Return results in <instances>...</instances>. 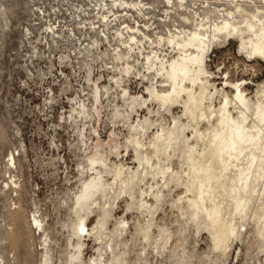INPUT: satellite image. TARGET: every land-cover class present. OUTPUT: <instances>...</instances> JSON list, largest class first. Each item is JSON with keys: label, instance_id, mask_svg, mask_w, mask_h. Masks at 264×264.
<instances>
[{"label": "rangeland", "instance_id": "obj_1", "mask_svg": "<svg viewBox=\"0 0 264 264\" xmlns=\"http://www.w3.org/2000/svg\"><path fill=\"white\" fill-rule=\"evenodd\" d=\"M71 1L77 5L65 11L67 17H55L57 25L47 17L54 7L65 10L68 4L64 0H0V260L5 264H43L45 249L40 247L47 236L50 264H112L114 260L118 264H264L261 179H250L244 190L239 186L241 207L231 217H226V212L233 207V195L220 189V216L235 231L220 248L214 247L216 224L207 213L209 209L197 208L198 201H177L185 192L174 172L166 177V183L149 174L140 179L143 169L128 143L129 124L145 128L141 141L155 163L150 141L161 126L173 127L176 120L185 123L186 117L180 106H175L172 114L163 109L157 113V105L149 103L153 111L142 107L128 120L122 118L124 104L114 88L113 72L103 61L111 65L116 60L107 43L99 39V29L83 27L88 22H104L100 19L106 10L101 8L103 0H98L101 4L96 13L75 12L79 2ZM144 1L154 6L158 15L153 19H158L163 2ZM260 1L249 0L248 7L262 6ZM192 2L199 5L206 0ZM83 3L80 5L85 7ZM34 7L44 8L46 16L38 17ZM113 9L123 16L112 23L133 24L125 9ZM131 11L128 13L134 14ZM52 23L57 30L50 33L46 26ZM115 23L109 26V34L116 44V34L111 33ZM154 24L163 28L158 20ZM93 38H98L96 46L84 49ZM238 46L239 40L230 37L210 48L206 63L211 82L219 90L224 87L225 94L232 97L234 88L224 86L225 81H243L245 94L255 99L264 80V60L247 56ZM127 77L132 95L149 96L145 92L148 82L140 84L132 75ZM222 102L223 95L215 92L214 106ZM205 127L204 122L201 128ZM187 134L191 136L189 129ZM168 153L171 168L180 170L186 154L180 148ZM118 164L138 169L140 176L127 194L116 196L109 184ZM255 170L252 176L256 178ZM230 178L228 175L227 188L232 184ZM156 183L160 186L158 199L147 194L150 185L156 190ZM94 198L99 204L88 212L86 234L81 235L73 229L77 211ZM143 200L151 204L150 212L140 207ZM204 203L207 208L213 206L207 200ZM33 216L40 219L43 230L36 228ZM94 226L101 233V242L87 234ZM163 243L165 247H160Z\"/></svg>", "mask_w": 264, "mask_h": 264}, {"label": "bare ground", "instance_id": "obj_2", "mask_svg": "<svg viewBox=\"0 0 264 264\" xmlns=\"http://www.w3.org/2000/svg\"><path fill=\"white\" fill-rule=\"evenodd\" d=\"M85 1H76L79 2V6L75 12L81 13L82 10L98 12L101 2L90 0V4L84 5ZM159 1L163 2L164 6L163 12L159 13L161 16L156 19L163 24L161 30L158 24H154L156 20L153 19L158 13L152 4L144 0H103L104 5L102 4L101 8L106 10L100 15V19L104 22L100 24L88 22V25L83 27L91 31L98 28L96 32L101 35L99 39L107 43L108 51L116 60V63L112 62L111 65L103 61L106 68L113 72L111 78L114 88L119 91V98L124 104L123 119L128 120L133 111L142 107L153 111L150 110L149 103L157 105V113H160V109L171 113L175 106L182 107V115L186 117V122L176 120L173 127L161 126V130L148 144L152 148L155 163L147 154L145 143L141 141V136L145 134L143 126L129 124L128 143L136 151V159L143 169L140 172L141 180L149 174L153 178L158 176L161 182L166 183V177H172L174 172L176 180L184 187L185 192L177 201L186 200L188 204H196L198 201L197 208L209 209L207 213L213 216L211 220L216 224L214 247L220 248L228 235L234 231L228 228L224 217L220 216L219 211L222 209L221 201H218V197L221 196L220 189L224 188L233 195V207L226 212V217H231L241 207L239 186L244 190L250 179L255 181L257 178L264 183V80L258 85L255 99L245 94L242 88L243 81H225L224 86H231L235 91L232 97H228L224 87L219 90L213 86L206 56L214 45L224 43L233 37L239 40L240 52L264 60V0L260 1L262 6H255L252 9L248 7L249 0H212L215 2L206 0V3L199 5L192 2L193 0ZM64 2L68 4L65 11L77 5L71 0ZM80 2H84L85 7H82ZM113 6L125 9V14L134 21L133 24L123 25L122 22H114L116 28L112 29L111 33L116 34V37H113L116 44L109 34V26L114 24L113 20L119 21L123 15L117 13ZM221 6L223 7L219 8ZM56 9L54 7L53 11L57 12ZM198 9L202 12H197ZM34 10L40 18L47 14L42 7H34ZM129 10L134 11V14L128 13ZM108 12L112 18H109ZM173 15H176L174 20ZM70 16L71 14L69 19ZM138 16L143 20H139ZM56 27L53 23L48 24L46 30L53 33L57 30ZM151 30L152 34L149 33ZM54 36L57 37L58 34L54 33ZM97 41L98 38H93V41L83 48L93 49ZM118 62H121L120 66ZM131 75L140 80V84L149 83L145 86V92L149 95L147 98L143 94H131L128 79H124V76ZM211 86L214 91L211 90ZM215 92L223 95V102L217 107L213 103ZM233 112L237 115L234 116ZM204 122L207 127L202 129L201 124ZM188 129L191 136L187 134ZM176 148H180L181 152L186 154V158L180 161V170L174 171L170 165L171 154L168 150L175 151ZM162 155L165 156V160ZM10 160L13 161V156ZM254 168L257 169L256 178L252 176ZM140 173L138 169L133 170L124 164H118L115 166L114 179L109 188L116 196L126 193L132 189ZM228 175H231L232 183L229 188L225 185ZM143 192L141 191L140 195ZM159 193L158 183L155 191L150 185L148 195L158 199ZM205 200L213 206L207 208ZM98 204L94 198L82 211H77L78 222L73 229L79 234H86L87 214L95 210ZM140 207L149 211L152 206L143 200ZM33 220L36 228L40 227L43 230L40 219L33 216ZM261 224L264 225V219ZM87 234H92L99 242L102 241L101 233L96 226ZM41 244L43 245L40 248L45 249L41 261L43 264H50L47 236ZM165 244L160 247H165ZM4 262L1 258L0 264H5ZM112 264H118L117 260Z\"/></svg>", "mask_w": 264, "mask_h": 264}, {"label": "built area", "instance_id": "obj_3", "mask_svg": "<svg viewBox=\"0 0 264 264\" xmlns=\"http://www.w3.org/2000/svg\"><path fill=\"white\" fill-rule=\"evenodd\" d=\"M61 6V5H60ZM62 8V7H61ZM57 12H54V11H52V9H51V15L50 16H48L47 18H48V20H49V18H50V21H56L55 22V24H57L58 25V21L55 19V17H59V15L60 16H65V17H67L68 15L66 14L67 12H65V10L62 8V12L61 11H58V10H56ZM52 14H53V16H52ZM46 18V19H47ZM52 18V19H51ZM47 20V21H48ZM67 23V21L65 22V24ZM60 24L62 25V24H64V21H62L61 20V22H60Z\"/></svg>", "mask_w": 264, "mask_h": 264}]
</instances>
